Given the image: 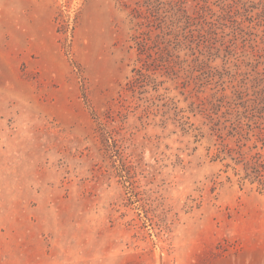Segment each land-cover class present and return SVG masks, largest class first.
<instances>
[{
    "label": "rangeland",
    "instance_id": "rangeland-1",
    "mask_svg": "<svg viewBox=\"0 0 264 264\" xmlns=\"http://www.w3.org/2000/svg\"><path fill=\"white\" fill-rule=\"evenodd\" d=\"M248 13L195 62L138 0H0V264H264L261 123L212 131L264 47Z\"/></svg>",
    "mask_w": 264,
    "mask_h": 264
},
{
    "label": "trees",
    "instance_id": "trees-1",
    "mask_svg": "<svg viewBox=\"0 0 264 264\" xmlns=\"http://www.w3.org/2000/svg\"><path fill=\"white\" fill-rule=\"evenodd\" d=\"M193 1L196 5L191 7L190 12L186 8L189 0H138V4L147 10L148 18L156 26V38L159 43L154 44L164 45L163 53L166 57H176L180 60L181 53L185 52L184 56H194V61L198 62L200 57L196 53L211 55L215 49L210 43L211 39L218 37L219 24L223 25L224 21L232 18L234 11L237 15H245L257 10L256 16H261V21H264V2L253 3L254 7L246 8L247 3L242 0H217L220 10L214 11L209 0ZM256 26L251 28L256 29ZM199 40L208 43L202 50L198 49ZM235 40L236 36L230 42ZM147 42H144L146 46ZM261 44L264 46V35ZM137 45L140 46L138 43ZM219 50L218 48L216 52ZM227 59L226 65L230 63L231 58ZM247 67L250 68L247 74L238 75L230 71L220 74L223 78L227 77L230 84L225 88V81H220L222 93L216 97L211 109L213 115H217V119L212 118V131H226L234 139H250L253 137L251 133L256 131V127L259 129L261 123V142L264 145V47L261 49V56L248 63ZM238 77L241 78L238 80ZM227 89L230 90L229 94H226ZM224 152L229 153V150ZM234 162L236 166L240 163L235 158ZM246 163L242 180H259L261 171H264V162L258 157L256 162Z\"/></svg>",
    "mask_w": 264,
    "mask_h": 264
}]
</instances>
